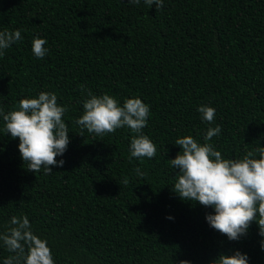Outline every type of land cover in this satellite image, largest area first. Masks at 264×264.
Here are the masks:
<instances>
[{"label": "trees", "instance_id": "16d2710c", "mask_svg": "<svg viewBox=\"0 0 264 264\" xmlns=\"http://www.w3.org/2000/svg\"><path fill=\"white\" fill-rule=\"evenodd\" d=\"M17 29L23 39L0 57V109L54 92L68 106L70 144L57 157L62 168L28 171L0 116V231L27 215L55 264H209L237 249L264 264L258 225L228 240L206 221L214 209L172 191L169 163L181 151L175 140L187 135L224 158L264 146V0H164L160 10L144 0H0V31ZM37 36L47 41L42 59L32 51ZM80 85L121 105L133 97L148 104L143 133L156 155L129 159L126 127L79 135ZM201 105L216 109L211 124ZM217 125L221 132L205 141ZM9 255L0 242V264Z\"/></svg>", "mask_w": 264, "mask_h": 264}, {"label": "clouds", "instance_id": "9594fccd", "mask_svg": "<svg viewBox=\"0 0 264 264\" xmlns=\"http://www.w3.org/2000/svg\"><path fill=\"white\" fill-rule=\"evenodd\" d=\"M128 2L139 5L141 0ZM144 3L149 7L155 4L157 10L164 6V0H144ZM22 39L18 29L0 31V57L5 54L4 50ZM46 43V39L38 36L33 39L35 57H45L48 52L44 47ZM80 89L82 93L86 92L87 98L83 101V114L74 121L80 126L79 135L83 136L86 129L89 133L104 136L126 127L134 134L129 159H151L156 155V145L143 133L150 115L148 104L133 97L121 105L107 93L94 95L84 85H80ZM67 111L68 106L58 104L57 95L48 91L21 99L19 107L7 113L0 109L5 122L4 132L13 139L19 138L20 156L28 171L38 173L43 170L48 175L54 167L62 168L65 164L64 159L57 160V157H62L70 144L68 125L63 119ZM198 111L204 121L209 124L214 121V107L201 105ZM220 132L219 125L209 127L204 140L211 141ZM174 144L181 146V151L169 159L175 171L172 191L181 200L214 209L206 214V221L230 241L246 236L253 222L258 225V234L264 237V146L247 151L242 158H224L213 144L199 143L192 135L178 138ZM134 171L139 177L147 175L140 167ZM122 183L128 184V178L125 177ZM168 218L172 219L171 216ZM0 242L9 253H13L4 259L3 264H55L47 240L33 232L27 215L13 216L7 230L0 231ZM260 246L264 250V240ZM179 264H191V261L183 259ZM209 264H249V257L237 249L232 255L221 253Z\"/></svg>", "mask_w": 264, "mask_h": 264}]
</instances>
